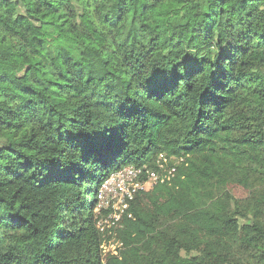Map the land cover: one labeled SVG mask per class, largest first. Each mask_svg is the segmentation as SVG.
<instances>
[{
  "label": "trees",
  "instance_id": "1",
  "mask_svg": "<svg viewBox=\"0 0 264 264\" xmlns=\"http://www.w3.org/2000/svg\"><path fill=\"white\" fill-rule=\"evenodd\" d=\"M0 264H264V0H0Z\"/></svg>",
  "mask_w": 264,
  "mask_h": 264
},
{
  "label": "built area",
  "instance_id": "2",
  "mask_svg": "<svg viewBox=\"0 0 264 264\" xmlns=\"http://www.w3.org/2000/svg\"><path fill=\"white\" fill-rule=\"evenodd\" d=\"M171 162L163 155L156 161V170L144 167L125 166L103 180L95 195L96 211L103 214L97 221L102 233V254L117 256L122 244L115 238V229L128 209V203L139 192L148 191L157 184L168 182L174 176L177 162Z\"/></svg>",
  "mask_w": 264,
  "mask_h": 264
}]
</instances>
